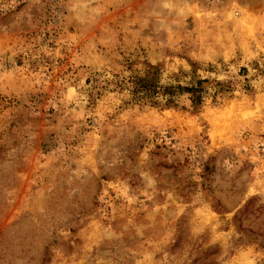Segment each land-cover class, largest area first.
Segmentation results:
<instances>
[{
	"label": "rangeland",
	"instance_id": "obj_1",
	"mask_svg": "<svg viewBox=\"0 0 264 264\" xmlns=\"http://www.w3.org/2000/svg\"><path fill=\"white\" fill-rule=\"evenodd\" d=\"M0 264H264V0H0Z\"/></svg>",
	"mask_w": 264,
	"mask_h": 264
},
{
	"label": "trees",
	"instance_id": "obj_2",
	"mask_svg": "<svg viewBox=\"0 0 264 264\" xmlns=\"http://www.w3.org/2000/svg\"><path fill=\"white\" fill-rule=\"evenodd\" d=\"M208 79H196L187 85H164L158 72L149 70L143 75H133L125 80H117L116 84L122 89L129 90L132 96L140 101L159 102L162 99V107H178L179 98L184 94L190 95L193 111L203 106L205 101ZM217 84H221L217 82Z\"/></svg>",
	"mask_w": 264,
	"mask_h": 264
}]
</instances>
